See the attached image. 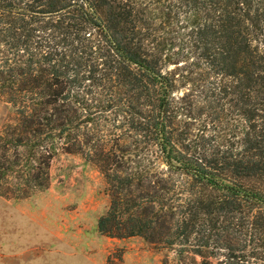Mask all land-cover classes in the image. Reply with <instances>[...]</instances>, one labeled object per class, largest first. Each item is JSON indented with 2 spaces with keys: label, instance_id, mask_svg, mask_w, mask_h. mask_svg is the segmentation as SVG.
Wrapping results in <instances>:
<instances>
[{
  "label": "trees",
  "instance_id": "trees-1",
  "mask_svg": "<svg viewBox=\"0 0 264 264\" xmlns=\"http://www.w3.org/2000/svg\"><path fill=\"white\" fill-rule=\"evenodd\" d=\"M0 100V197L79 155L102 235L264 264V0H0Z\"/></svg>",
  "mask_w": 264,
  "mask_h": 264
},
{
  "label": "rangeland",
  "instance_id": "rangeland-1",
  "mask_svg": "<svg viewBox=\"0 0 264 264\" xmlns=\"http://www.w3.org/2000/svg\"><path fill=\"white\" fill-rule=\"evenodd\" d=\"M11 115L0 100V130ZM49 175L42 192L18 201L0 197V264H176L172 252L139 237L98 231L109 204L106 183L79 155H58Z\"/></svg>",
  "mask_w": 264,
  "mask_h": 264
}]
</instances>
